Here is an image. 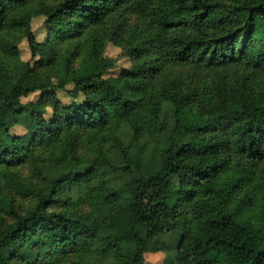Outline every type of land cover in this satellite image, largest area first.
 I'll return each mask as SVG.
<instances>
[{"label": "trees", "instance_id": "1", "mask_svg": "<svg viewBox=\"0 0 264 264\" xmlns=\"http://www.w3.org/2000/svg\"><path fill=\"white\" fill-rule=\"evenodd\" d=\"M23 40L25 65L50 85L26 86ZM253 97L264 100V0H0V124L17 144L0 137V168L19 177L27 163L38 181L24 183L25 212L0 196V264H147L158 252L164 264H264ZM119 199L135 225L116 236Z\"/></svg>", "mask_w": 264, "mask_h": 264}, {"label": "rangeland", "instance_id": "2", "mask_svg": "<svg viewBox=\"0 0 264 264\" xmlns=\"http://www.w3.org/2000/svg\"><path fill=\"white\" fill-rule=\"evenodd\" d=\"M44 19L43 18H37L33 22V30L35 33L40 34L42 30ZM20 54L19 58L22 61V64H20L19 69L22 74L26 75V86L31 88L33 86H39V85H45L48 86L53 81H51L50 78L37 75L29 70V68L25 65L26 62H33L30 54V50L28 48V44L25 40L22 41V43L19 46ZM108 54L111 57H118L119 50L113 47H110L108 50ZM24 63V64H23ZM128 62L125 59H121L118 63V67L113 70L111 73L116 75L119 73L120 69L124 66H128ZM40 93L31 95L27 99H23L24 102L28 100H37ZM59 98L62 102H67V97L64 95V93L59 94ZM245 101V95H236L234 102H231L229 104L230 108H239L243 105ZM246 104H248L249 107H262L264 106V100L258 97H253V100L247 99ZM218 112V111H217ZM216 112V113H217ZM183 117L185 121H188L190 119V115L186 113V111H183ZM15 134H23V129L21 128H15L13 129ZM0 137L4 139L5 141V147L6 148H16L17 144L11 140L10 137L7 136V134L4 132L3 127L0 124ZM14 170L19 174V177L15 174H11L10 172L6 171L5 168H0V196L2 194H8L14 197L15 199V208L18 211H26L30 209L34 205V199L31 197H26V194L24 192V183L29 182H38L35 174L33 173L31 167L25 163L20 165L19 167H15ZM123 199H119L117 202V206L119 207V204L122 202ZM120 207L124 210V216L120 221V227L119 223L116 226L115 229V235L121 236L126 235L127 232L135 225V219L132 215V212L130 210L129 202L123 201L120 205ZM126 212V213H125ZM9 220V218H8ZM131 253V251H129ZM165 254L162 252L158 253H147L146 256V263L147 264H164Z\"/></svg>", "mask_w": 264, "mask_h": 264}]
</instances>
